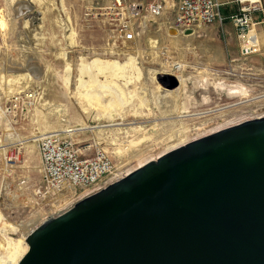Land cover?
<instances>
[{
    "label": "rangeland",
    "instance_id": "1",
    "mask_svg": "<svg viewBox=\"0 0 264 264\" xmlns=\"http://www.w3.org/2000/svg\"><path fill=\"white\" fill-rule=\"evenodd\" d=\"M220 2L225 4L222 17L226 20L222 26L220 23L211 26L208 36L197 33L194 39L177 49L169 41L172 14L165 13L157 20L145 14L138 22L128 21L138 35L135 42L124 44L116 30L119 23H115V19L88 14L89 0H0V11L5 12L10 23L7 32L0 28V75L5 71L18 75L27 68V73L32 70V79L37 81L25 79L17 85H27L21 91H28L35 99L28 102L23 112L0 120V146L9 147L5 155L0 154V209L6 221L19 230L15 238L22 239L24 227L35 219L47 220L77 202L73 198L74 190L59 197L40 199L36 196L41 184V158L36 143L30 147L24 143L36 135L68 132L88 125L95 127L94 132L73 133L71 137L84 155H93L98 149L107 152L120 175L127 174L126 167L130 165L121 157L126 154L125 149L152 151L148 153V161L243 117H264V32L258 31L260 49L254 44L248 45L254 53L246 54L245 43L230 20L244 4L240 0ZM18 8L19 13H14ZM23 8L29 11L24 12ZM151 39L158 40L154 44ZM93 59L99 67L92 69L89 62ZM173 62L186 66L180 78L174 70L171 72L175 74L169 73L167 66ZM109 64L119 71L124 69L120 80L127 74V77L133 76L140 93L132 103L139 115H128L122 126H119L123 123L121 120L114 123L108 119L96 120V111L93 115L86 113L74 99L77 73L83 72L86 78L90 71H96L104 79L118 78L115 73L107 72ZM172 78L177 81V88L185 84L177 100L181 109L174 114L181 112L182 118L173 115L164 119L167 116L160 113L165 111L166 99L148 92L154 86L150 79L172 89ZM123 84L124 81L120 86ZM1 88L0 108L5 111L12 95L5 93L8 89ZM114 124L118 126L109 127ZM132 128L140 129L134 132ZM131 139L136 141L132 146L126 143ZM118 145L122 150H115ZM16 151L20 159L5 172L6 161ZM146 161L134 163L130 171ZM8 187L14 192L23 190L27 195L33 194L34 200L29 205L14 208L7 196Z\"/></svg>",
    "mask_w": 264,
    "mask_h": 264
},
{
    "label": "water",
    "instance_id": "2",
    "mask_svg": "<svg viewBox=\"0 0 264 264\" xmlns=\"http://www.w3.org/2000/svg\"><path fill=\"white\" fill-rule=\"evenodd\" d=\"M7 239L0 264H264V117L153 157Z\"/></svg>",
    "mask_w": 264,
    "mask_h": 264
},
{
    "label": "built area",
    "instance_id": "3",
    "mask_svg": "<svg viewBox=\"0 0 264 264\" xmlns=\"http://www.w3.org/2000/svg\"><path fill=\"white\" fill-rule=\"evenodd\" d=\"M168 1L172 3L171 6H168ZM222 7L219 0H92L88 14L115 19L114 22L119 23L116 30L120 39L124 44H131L135 42L137 33L127 22H138L145 14L153 20L163 17L165 13L172 14L170 29L197 33L217 23L222 26L226 20L222 17ZM257 12H264L262 0L245 3L238 14L230 17L239 38L245 43L243 51L246 54H252V50H248L250 47L247 48L248 36L254 27L253 17ZM28 94L27 91L14 96L8 107H4L6 115L14 117L19 111L23 112L28 102L35 99ZM71 136L66 132H57L39 134L33 138L42 162L39 170L41 184L36 190V196L40 199L59 197L74 190V201H78L125 175L117 173V167L107 152L98 149L93 155H84ZM19 159L20 153L16 151L6 161V169L13 168L12 164Z\"/></svg>",
    "mask_w": 264,
    "mask_h": 264
},
{
    "label": "bare ground",
    "instance_id": "4",
    "mask_svg": "<svg viewBox=\"0 0 264 264\" xmlns=\"http://www.w3.org/2000/svg\"><path fill=\"white\" fill-rule=\"evenodd\" d=\"M8 1L11 2V0H8ZM250 1H253V0H243L241 3L245 4V3L250 2ZM171 5H172V3L170 1H168V6H171ZM17 7L21 8L18 5H17ZM15 10H16V8H15ZM19 11H20V9L17 12L15 11L14 13L18 14ZM26 15H27V13H26ZM15 17L18 18L17 16H15ZM37 18H38V16H37ZM9 26H10V23L8 22V19L6 18L5 12L1 10L0 11V28L5 33V32H7L9 30V28H10ZM169 30H170V28H169ZM195 37H196V33L186 34L184 32H178L177 31L175 33V35H171L170 34L169 41L177 49H181L183 44H184V42H189L190 39H194ZM157 40H155V39L152 40L151 39V41L154 42V44H156ZM248 50L251 51L250 49H248ZM252 53H254V52H252ZM79 58H81V57H79ZM89 63H90V67L92 69L94 67H96V68L99 67V65L96 66V64L94 62V59L91 60ZM167 68H168V70H170L169 73H174V72H171V70H174L176 75H178V77L180 78L182 76V73L186 69V66L184 64H182V63H174L173 62V63L168 64ZM123 70L124 69L121 68L120 71H119L113 65L109 64L107 72L115 73L118 76V78L117 77H112V78H109V79H104L102 76L99 77L97 75L96 71H94V72L92 71V73H91V71L89 70L90 73H88L86 78L82 76L83 72L77 73L78 74L77 75L78 78L76 79V81L74 80L75 82H74V85H73V87H74L73 93H74V96H75L74 99L77 101L79 106L86 113L91 112V114L93 115L92 112L96 111V115H95V119L96 120L108 119V120L112 121L113 123L118 121V120H121L123 123L119 124V126H122L124 124V122H126L124 120L126 119V117L128 115L133 116V117H136L137 115H139L138 112L135 110V105H133L132 103H133L134 97H138V94H140L138 89L136 88V84L137 83L136 84L134 83V81L136 79L134 80L133 76L132 77H127V75H128L127 74L122 80H120V78L123 75ZM0 72H1V70H0ZM31 72H33V71L31 70L30 73L29 72L27 73V68H26V70L24 72H22V73H20L18 75L17 74H12L10 71H5L4 74L0 75V87H2L1 89L5 90V91L8 89L9 92H5V93L6 94L7 93L11 94L12 95L11 99L14 96H16V95L21 94L22 92H24V91H21V90L25 89V87L27 86V85L26 86H21V87L17 86V85H21L22 84L21 81H25V79H29V80L37 83V81L32 79V73ZM10 76H16V77H12V79H11ZM140 76H142V75H140ZM44 77L42 76L41 79L44 80L45 79ZM15 78H17V79H15ZM18 78H21V79H18ZM123 81H124V84L122 86H120V83H123ZM150 82L154 86L148 92H150V94H152L154 96L155 95H159L160 97H163L164 99H166L165 102H167V106L165 108V111H162L160 113V115L161 116H167L164 119L171 118L175 113L178 112L177 111L178 108H179V110L181 109L178 106L177 100L180 97V95L182 94L185 84L183 83L184 85L183 84H182V86L180 85V87L177 88V89H167V88H165L163 86H160L155 81V79H150ZM123 86L127 90H125L123 88ZM29 87H31V85ZM0 93H1V91H0ZM139 100L141 101V104L144 103L143 98H141ZM117 102H119V103H117ZM122 102H126V103L123 104ZM159 108L161 109L160 105H159ZM178 114L179 115H174V116H176V118H182L181 112L178 113ZM7 117L8 116L6 115V112L3 111L2 108H0V120H2L3 118H7ZM160 120H163V119H160ZM113 126L117 127L118 125L114 124V125H110L109 127H113ZM94 129H95V127H91V126L88 125V126H85V127L81 128V129L70 130V131H68L66 133H68V135H72L73 133H78V132H83V131H93ZM139 129L140 128H134V129L132 128V131L136 132V131H139ZM50 133L51 132H45V133H42V134H50ZM52 133H55V132H52ZM129 134H130V131L127 132V135H129ZM33 138L28 139L27 142H24V143L27 146L30 147L32 144L36 143L35 140H33ZM132 139L130 141H126V143H128V144H130L132 146V144L134 142H136L135 140H132ZM19 140H21V139H17V141H19ZM16 146H19V144H17ZM10 147L13 148V146H10ZM20 147H23V146H20ZM8 148H9L8 146H0V154L5 155L7 153V151H8ZM116 148H117V149H115L116 151L117 150H122L121 145H118ZM124 151H126V154L121 156V157L126 158V160L129 161V163H130L129 167H126L127 173L130 172V170H131L130 166L131 165H133L134 163L136 164L137 162L140 163V162L146 161V159L148 158L147 157L148 153L150 154V152H152V151H148V152L147 151H141V150H138V149L135 150V151H133L132 149H130V150L125 149ZM7 169L5 168V172H8ZM10 187H11V185H10ZM8 189L9 190H8L7 196L11 200L14 208L15 207H19V206L29 205L34 200L33 194H28L27 195L26 193L23 192V190H21V192L20 191L14 192L9 187H8ZM17 192H19V193H17ZM6 220L7 219L5 218L3 211L0 209V233L4 232L5 234H8V239L6 241H10V240H13V239H17V240L20 241L21 238H15L14 237V236H18L20 234L19 230L16 228L15 225L9 224ZM44 220H45V218H37L33 222H31L29 225L25 226L23 231H22V232H25L23 236L25 237L26 235H28L31 231H33L40 224H42V222H44ZM12 235H13V238H12ZM24 237H22V239Z\"/></svg>",
    "mask_w": 264,
    "mask_h": 264
},
{
    "label": "crops",
    "instance_id": "5",
    "mask_svg": "<svg viewBox=\"0 0 264 264\" xmlns=\"http://www.w3.org/2000/svg\"><path fill=\"white\" fill-rule=\"evenodd\" d=\"M220 1V0H219ZM92 0H89V3H91ZM263 4H264V0H262ZM223 4V3H222ZM225 4H223V7H224ZM222 11V10H221ZM253 24H254V27L251 31V33L249 34L248 38H249V45H256L259 49H260V46H261V43H260V34L258 33V31H263V28H264V12H257L254 17H253ZM236 29V28H235ZM209 31L210 30V27H205V28H202L199 32L197 33H205L208 34L210 33ZM237 31V30H236ZM238 32V31H237ZM196 33V34H197ZM138 35V33H137ZM137 37V36H136ZM136 41V40H135ZM252 49V48H250ZM258 52V51H257ZM256 52V53H257ZM41 164L42 162L40 163V167H41ZM11 185V184H10ZM10 207L12 208V206L10 205Z\"/></svg>",
    "mask_w": 264,
    "mask_h": 264
}]
</instances>
